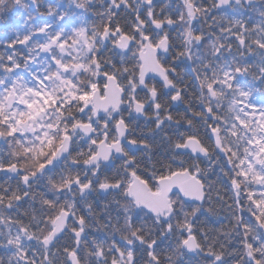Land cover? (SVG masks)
<instances>
[{"label": "snow or ice", "instance_id": "1", "mask_svg": "<svg viewBox=\"0 0 264 264\" xmlns=\"http://www.w3.org/2000/svg\"><path fill=\"white\" fill-rule=\"evenodd\" d=\"M0 264H264V0H0Z\"/></svg>", "mask_w": 264, "mask_h": 264}]
</instances>
